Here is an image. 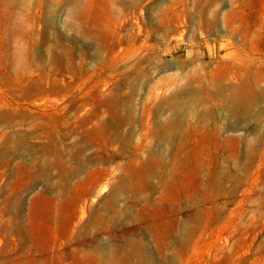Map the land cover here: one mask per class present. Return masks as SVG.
<instances>
[{
	"label": "rangeland",
	"instance_id": "rangeland-1",
	"mask_svg": "<svg viewBox=\"0 0 264 264\" xmlns=\"http://www.w3.org/2000/svg\"><path fill=\"white\" fill-rule=\"evenodd\" d=\"M0 264H264V0H0Z\"/></svg>",
	"mask_w": 264,
	"mask_h": 264
}]
</instances>
